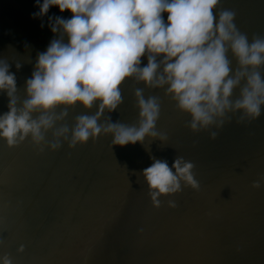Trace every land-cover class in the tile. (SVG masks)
<instances>
[{
  "label": "water",
  "instance_id": "95a60500",
  "mask_svg": "<svg viewBox=\"0 0 264 264\" xmlns=\"http://www.w3.org/2000/svg\"><path fill=\"white\" fill-rule=\"evenodd\" d=\"M217 7L235 11L234 23L250 41L264 36V0H220ZM37 11L34 0H0V58L16 75L18 106L37 54L58 36L50 25L57 16H71L52 6L32 18ZM146 63L142 57L141 67ZM259 71L264 78V65ZM119 87L122 103L98 122L136 125L133 93L141 88L145 99H159L156 130L167 140L146 136L119 146L104 134L72 148L61 140L50 151L27 137L11 147L0 139V257L11 264H264V106L250 122L237 123L239 113H229L221 128L194 133L187 127L190 116L165 94L167 85L126 78ZM238 95L234 89L232 98ZM7 102L0 92V113ZM97 104L69 107L56 126L71 129L75 117L95 114ZM176 156L194 164L199 188L181 183V191L161 195L154 207L141 171L153 159L171 166Z\"/></svg>",
  "mask_w": 264,
  "mask_h": 264
},
{
  "label": "clouds",
  "instance_id": "9594fccd",
  "mask_svg": "<svg viewBox=\"0 0 264 264\" xmlns=\"http://www.w3.org/2000/svg\"><path fill=\"white\" fill-rule=\"evenodd\" d=\"M220 0H34L42 17L50 7L68 10L70 18L55 17L50 31L57 33L46 50L38 53L31 76L24 82L19 101L17 81L10 63L0 58V92L7 98V111L0 113V139L15 146L30 138L40 150L84 144L98 135L111 134L112 144L124 146L142 142L146 136L167 137L156 130L160 115L159 99H145L143 89H134L138 108L136 125L99 118L122 103L120 85L134 78L145 86L167 85L176 107L187 113L192 132L216 129L239 113L237 123L250 122L261 115L264 106V36L251 41L234 23L235 11L218 9ZM215 9V11H214ZM166 13V19L162 15ZM43 26V25H41ZM236 67H231V60ZM162 54V55H161ZM147 63L141 67V58ZM15 68L21 64L16 61ZM239 95L233 99L234 89ZM98 102L93 115L75 117L74 125H57L67 109L79 103L89 109ZM60 108L57 113L55 109ZM51 131L52 140L45 139ZM216 131L209 132L215 139ZM194 164L176 156L153 159L141 174L154 207L158 197L181 191V183L198 189ZM254 181L253 187H259ZM169 207H175L172 200ZM0 264H11L7 256Z\"/></svg>",
  "mask_w": 264,
  "mask_h": 264
}]
</instances>
